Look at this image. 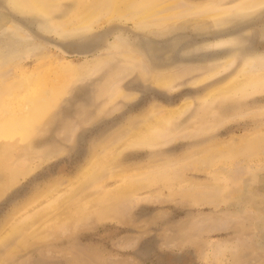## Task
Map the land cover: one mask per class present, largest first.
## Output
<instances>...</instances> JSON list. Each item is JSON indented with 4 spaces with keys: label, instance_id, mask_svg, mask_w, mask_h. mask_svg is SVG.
I'll list each match as a JSON object with an SVG mask.
<instances>
[{
    "label": "rangeland",
    "instance_id": "1",
    "mask_svg": "<svg viewBox=\"0 0 264 264\" xmlns=\"http://www.w3.org/2000/svg\"><path fill=\"white\" fill-rule=\"evenodd\" d=\"M36 1L0 0V264H264V0Z\"/></svg>",
    "mask_w": 264,
    "mask_h": 264
},
{
    "label": "bare ground",
    "instance_id": "2",
    "mask_svg": "<svg viewBox=\"0 0 264 264\" xmlns=\"http://www.w3.org/2000/svg\"><path fill=\"white\" fill-rule=\"evenodd\" d=\"M17 1H18V3L21 2V0H17ZM77 1H78L77 5L79 6V8H78L79 9V13H78L77 16L75 15L76 16L75 17L76 22L74 24H72V25H70V22H68L67 25L65 23L64 26H58V28L61 30L59 32L60 35H67V34H70V33L76 32V31L89 30L92 27L93 23L96 22L97 20H100V18H101V20L104 19L106 21H111L114 18H118V19L119 18L120 19L121 18H125V19L131 20V21H144L145 22V20H147L148 18L156 15L158 13V11L165 10L164 8H162L164 6H161V7L158 8L156 6L157 4H155L153 0H96V2H98L100 4L99 9L90 8L89 5L87 6V3L84 2V0H77ZM250 2H252V1H250ZM254 2H252V3H254ZM27 3L30 4V6L32 8H34L36 10H40L41 12L47 13L48 9L45 6L41 5L38 1H36V0H27ZM132 4H135V6L137 8L131 9L129 6L132 5ZM98 5H96V6H98ZM96 6H94V7H96ZM225 11H228V10H225ZM160 12L158 14H160ZM225 17H227V16H225ZM154 19H155V16H154ZM159 21H161V18H160ZM77 70H79V69H77ZM81 70L83 71V68H81ZM81 70H79L78 72H80ZM72 71H74V70H71V72ZM9 99H10V97H9ZM37 101H33V102L35 103ZM39 102H41V101H39ZM38 112H40V110H37L35 113L33 112V119L39 118L40 115L38 114ZM220 149H221V147H220ZM220 151H218V152H220ZM99 165H100V161L99 160H95L92 163V166L88 170H86L84 172V176L85 177L93 176L95 168H97ZM130 178L132 179V177H130ZM49 197L51 198V196H49ZM16 229H18V228H16Z\"/></svg>",
    "mask_w": 264,
    "mask_h": 264
},
{
    "label": "water",
    "instance_id": "3",
    "mask_svg": "<svg viewBox=\"0 0 264 264\" xmlns=\"http://www.w3.org/2000/svg\"><path fill=\"white\" fill-rule=\"evenodd\" d=\"M61 48L64 50V51H66L67 53H69V54H82V53H84L86 50H84V49H75V50H72V51H70L68 48H67V46H64V45H61ZM68 49V50H67Z\"/></svg>",
    "mask_w": 264,
    "mask_h": 264
}]
</instances>
